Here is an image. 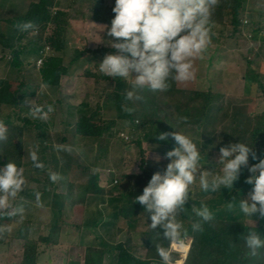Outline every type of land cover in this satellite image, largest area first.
I'll return each instance as SVG.
<instances>
[{
  "label": "rangeland",
  "instance_id": "1",
  "mask_svg": "<svg viewBox=\"0 0 264 264\" xmlns=\"http://www.w3.org/2000/svg\"><path fill=\"white\" fill-rule=\"evenodd\" d=\"M31 1L36 0H0V32L8 35L14 44H27L30 39H35L36 31H31L26 37L19 39L15 28L19 24L18 15L26 10ZM242 3L247 26L240 32H235L229 23L230 14L226 12L225 22L215 24L211 29V44L208 49L201 58L194 60L195 78L189 82H177V86L184 89L212 87L215 91L225 94L227 104L243 106L248 112L260 113L264 110V92L254 80L248 83L245 76L250 75L254 70L264 80V45L255 42L251 32L253 28L259 27L264 35L262 12L264 0H242ZM114 6L115 0H54L52 8L54 12L57 9L67 12L64 29L65 49L59 53L45 43L46 41H42L41 44L44 45L43 51L47 50L46 56L62 54L64 64L68 65V71L63 74L58 87L42 83L37 63L39 55L35 53L26 56V64L21 71L12 70L7 64L12 53L8 47L0 43V77L17 79L19 82L22 81L25 87L28 83L29 90H33L26 96L22 109L0 104V118H6L8 115L15 117L20 111L21 120L39 119L50 124L49 134L43 141L38 139L39 131L36 128L27 126L24 129L25 150L23 166L20 168L23 169L26 184L23 191L18 193L11 203L14 207H24L23 220H29L31 226L29 237L39 240L40 236L48 235L51 223L57 220L56 211L52 206V191L66 193L71 178L77 181L73 197L78 200L75 198L80 191L78 185L88 178L83 169L84 165L89 166L88 173H99L101 185L112 189V192L105 194L89 193L83 204L74 205L64 215H59L58 222L61 223L62 228L57 236L58 240L49 245L39 240L37 264H84L85 249L88 245L110 247L124 240L129 229L128 221L118 215V209L126 200L135 197L131 191L133 181L130 187L124 186L125 175L139 176L142 174V169L147 168L152 177L157 171H163L170 162L165 158V154L171 149L165 144L145 141L142 144L143 151L140 150L133 140L136 135L131 133V122L115 117L116 110L111 98L112 84L104 79L96 81L85 74L86 70L102 74L99 63L107 54L116 52L110 45L113 38L108 37L106 30L101 31L100 27L110 26L115 15L112 11ZM52 28V24L48 25L45 35H49ZM30 44L28 43L29 46ZM75 48L81 49L83 55L78 60L72 61ZM102 48L111 50L107 52L101 50ZM132 79L129 77L126 80L132 82ZM55 99H60L61 103H57L54 112L50 113L47 119L31 115L29 101L32 106H36L38 100L45 102ZM83 103L90 107H95L98 103L105 106L103 121L114 123L107 134L92 138L75 133L78 115L87 108ZM191 134L192 132H189L187 135L191 136ZM33 151L38 156L35 162L31 159ZM219 155L220 152L213 153L210 164L201 165L202 170L219 174L221 168L218 164ZM258 161L259 157L257 160L249 159V166ZM38 164L42 167H38ZM52 173L60 177L55 182L50 179ZM245 174L251 173L247 168H242L240 177ZM114 179L118 182L113 183ZM45 185L47 191L43 190ZM227 190L221 188L215 193L205 192L199 186V179L190 188L193 199L198 201L195 202L198 207L202 204L208 206ZM235 209L247 223L264 224V218L259 212L249 217L245 216L239 207ZM97 212H101V216L98 215L101 219L98 224H83L97 218ZM177 219L183 224L179 216ZM22 221L19 217L14 218L11 224L13 231L22 224ZM150 223V218L142 206L132 232L138 252H144L140 246L143 232L150 229ZM182 240L189 243L191 239L182 236ZM173 242L170 244L171 252ZM177 248L181 249V247ZM22 252V242L9 236L0 243V264H19ZM172 257L173 264H177L173 252ZM105 263L108 264V259Z\"/></svg>",
  "mask_w": 264,
  "mask_h": 264
},
{
  "label": "trees",
  "instance_id": "2",
  "mask_svg": "<svg viewBox=\"0 0 264 264\" xmlns=\"http://www.w3.org/2000/svg\"><path fill=\"white\" fill-rule=\"evenodd\" d=\"M53 6L54 0L31 1L26 10L18 15L19 24L32 21L38 26L35 30V39L28 41L31 46L28 43L14 44L8 35L0 32V43L8 47L12 53L7 60V64L12 70L21 71L26 64V56L30 53H35L40 57L44 46L41 44L42 41H46L45 43L59 53L64 51V29L67 12L61 9L54 12ZM226 12L230 14L229 23L235 32H240L247 26L248 23L244 20L246 18L242 0H219L211 16V29L215 24L225 22ZM262 12L264 13V5ZM50 24L53 25L52 32L45 35ZM15 28L19 39L26 37L31 32V30L25 32ZM251 32L253 33L252 39L264 45L262 29L255 27ZM101 50L108 52L111 49L102 48ZM82 55L81 49H73L72 61L78 60ZM38 65L42 83L54 87L60 85L63 74L68 71V65L64 64L62 54L45 56L41 64ZM85 74L93 77L96 81L104 79L112 84L111 98L116 110L115 117L131 122V133L136 135L133 140L141 151H143L142 144L145 141L165 144L168 149L172 150L177 146L175 141L171 137L161 141L158 139V135L161 132L170 133L177 130L184 135L192 132L189 137L200 150L201 165L210 164L213 153L220 152L221 147L239 142L252 147L259 159H264V110L260 113L248 112L243 106L227 104L225 94L215 91L212 87L184 89L179 88L177 82H172L171 88L166 92H153L148 87L137 90L136 94L142 99L128 101L125 99V95L127 91L132 90V82L119 77L113 79L103 73L98 74L89 70H86ZM245 79L248 83L255 81L259 89L264 92V80L254 70L251 71L250 75L245 76ZM27 85L25 87V84L17 79L0 77V104L22 109L26 96L33 92L31 89L29 90L30 85L28 83ZM58 102L61 103L60 99L45 102L38 100L37 105L44 106L45 110L48 105H52L55 109ZM125 106L133 108L134 111L132 113L124 111ZM104 107L103 104L98 103L95 107L87 106L85 111H81L75 122V133L92 138L107 134L114 123L103 121ZM19 112L15 117L8 115L6 118H0V121L7 126V139L0 141V167L8 162L15 163L18 168L23 166L25 127L36 128L39 131L38 139H42V141L49 134L50 124L48 121L28 118L21 120ZM180 117H187V122H180ZM41 147L43 146L41 145ZM83 169L88 178L78 185L79 195L78 197L75 196L78 200L73 197L77 181H73L72 178L66 193L52 191V206L56 211L57 220L51 223L48 235L39 237V240L44 244L49 245L57 242V236L62 228L61 223L58 222L59 215H64L74 205L83 204L89 193L105 194L112 192V189L100 184L99 173H88V165H84ZM250 175L245 174L243 177H239L232 189H228L219 199L208 205L213 213V219L202 222V231L192 230V224L199 220L192 212V207H199L195 205L198 201L193 199L191 193L189 194L191 197L185 205V211L180 213L179 218L185 227L183 236H188L191 240L189 243L178 244L173 242L172 252L176 255L177 264H264V248L259 249L256 256H251L244 239L248 232L253 230L260 234L261 239H264V224L252 225L247 223L235 209V207H239V201L247 199L252 191L253 185L246 183ZM125 178V187H130L131 181H133L131 191L137 197L143 193V189L151 179V174L147 168H143L141 175L135 177L125 175ZM117 182L113 181V183ZM43 190H48L46 185ZM135 197L126 200L125 204L120 205L118 209V215L123 216L128 221L129 229L125 239L110 247L88 245L85 249L84 264H106V259H108V264H161V260L155 251V243L170 247L171 241L163 239V229L159 226L156 230L150 227L149 230L143 232V241L140 247L144 249V252H138L135 248L136 243L132 238V232L139 211L142 209V205L136 201ZM230 202L233 204L232 208H229ZM100 213L97 212V218L83 224H98L101 221ZM98 215L100 216L98 217ZM4 221L12 224L14 218L11 220L8 218L0 219V224H4ZM30 228V221L25 219L15 231L0 239L1 243L11 236L22 242L23 252L19 264H37L39 240L29 237ZM177 247H181V249ZM179 261L180 263H178Z\"/></svg>",
  "mask_w": 264,
  "mask_h": 264
},
{
  "label": "clouds",
  "instance_id": "3",
  "mask_svg": "<svg viewBox=\"0 0 264 264\" xmlns=\"http://www.w3.org/2000/svg\"><path fill=\"white\" fill-rule=\"evenodd\" d=\"M219 0H115L112 11L115 13L110 26H100L107 36L113 38L110 45L116 50L107 54L99 70L113 79L132 77V90L127 91L128 101L141 100L137 90L148 87L153 92H166L172 82L184 83L195 78L194 60L201 58L211 44V16ZM16 27L20 31H35L38 26L32 21L22 22ZM46 87V85H42ZM31 115L47 119L54 112L48 105L32 106ZM124 111L132 113L131 107ZM180 117V122H187ZM171 137L176 147L165 154L170 162L163 171L154 173L143 189L135 197L150 218L149 226L163 229V239L183 243V224L178 221L180 213L190 199V188L199 179V186L205 192H217L221 188L232 189L241 175V169L247 168L251 175L246 183L253 185L247 199L239 201V209L245 216L251 217L259 212L264 218V159L249 166V157H258L252 147L245 143H232L220 148L218 164L220 173L202 170L201 153L196 143L179 131L161 132V141ZM7 139V126L0 121V141ZM31 159L38 160L37 153H31ZM42 167V165H37ZM59 175L52 173L50 179L55 182ZM26 184L23 169L13 162L0 167V219L19 217L22 221L25 209L13 206L18 193ZM37 199L39 194L37 193ZM234 200V199H233ZM233 204L229 203V208ZM199 220L192 224L193 231H202V222L213 219V213L206 204L192 207ZM11 224H0V239L11 234ZM251 256L264 248V239L253 230L244 238ZM155 251L161 264H173L170 247L155 243Z\"/></svg>",
  "mask_w": 264,
  "mask_h": 264
},
{
  "label": "built area",
  "instance_id": "4",
  "mask_svg": "<svg viewBox=\"0 0 264 264\" xmlns=\"http://www.w3.org/2000/svg\"><path fill=\"white\" fill-rule=\"evenodd\" d=\"M245 22H247V20H245ZM49 48V46L47 47V49ZM42 52V55L40 57L37 58V63L38 64H41V62L43 61V59L45 58L46 56V53H47V50L45 51H41ZM124 134V133H123ZM114 181L116 182L117 179H114Z\"/></svg>",
  "mask_w": 264,
  "mask_h": 264
},
{
  "label": "crops",
  "instance_id": "5",
  "mask_svg": "<svg viewBox=\"0 0 264 264\" xmlns=\"http://www.w3.org/2000/svg\"><path fill=\"white\" fill-rule=\"evenodd\" d=\"M86 65H87V64H86ZM86 65H85V66H86ZM85 66H84V67H85Z\"/></svg>",
  "mask_w": 264,
  "mask_h": 264
}]
</instances>
